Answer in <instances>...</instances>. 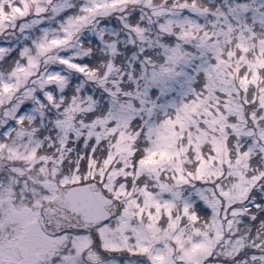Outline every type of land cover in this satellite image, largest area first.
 Returning a JSON list of instances; mask_svg holds the SVG:
<instances>
[{"label": "snow or ice", "instance_id": "1", "mask_svg": "<svg viewBox=\"0 0 264 264\" xmlns=\"http://www.w3.org/2000/svg\"><path fill=\"white\" fill-rule=\"evenodd\" d=\"M0 264H264V0H0Z\"/></svg>", "mask_w": 264, "mask_h": 264}]
</instances>
